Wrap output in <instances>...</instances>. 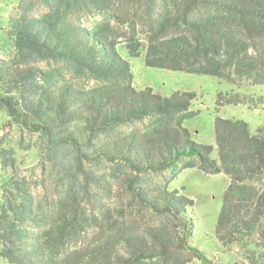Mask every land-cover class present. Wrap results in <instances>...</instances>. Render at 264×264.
<instances>
[{
	"label": "trees",
	"instance_id": "16d2710c",
	"mask_svg": "<svg viewBox=\"0 0 264 264\" xmlns=\"http://www.w3.org/2000/svg\"><path fill=\"white\" fill-rule=\"evenodd\" d=\"M40 1L48 11L36 16L22 0L7 30L15 56L0 59V111L21 133L16 146L5 148V136L0 138L1 166L9 174L0 199V257L8 264H212L191 243L194 200L140 181L200 167L229 179L217 241L239 246L252 262L264 258V130L253 134L246 121L216 117L215 145L197 143L185 126L196 114L191 107L197 94L137 89L129 59L145 52L150 68L264 86V0H144L141 25L142 0H132L124 34L110 32L105 22L83 23L90 14L103 15L100 0ZM40 62L68 63L97 85L77 88L39 68ZM253 98L229 93L217 101L262 103ZM32 148L39 151L40 173L33 168L24 175L16 150ZM101 161L126 168L133 195L162 222L149 239L127 240L126 255L111 239L89 240L90 227L103 215L93 195L110 190L105 175L91 168Z\"/></svg>",
	"mask_w": 264,
	"mask_h": 264
},
{
	"label": "rangeland",
	"instance_id": "374dc122",
	"mask_svg": "<svg viewBox=\"0 0 264 264\" xmlns=\"http://www.w3.org/2000/svg\"><path fill=\"white\" fill-rule=\"evenodd\" d=\"M99 0H97L98 3ZM22 0H0V59L10 61L15 56L13 40L7 30L10 28V18L20 14L19 7ZM25 3L32 4V12L41 16L48 11V8L40 0H25ZM99 8L102 16L84 19L83 23L92 26L96 23H106L110 32L124 34L127 32L128 22L132 20V0H100ZM137 23L141 25L142 19L147 10L146 1L142 0ZM91 10V9H90ZM94 10V9H92ZM91 13V11H89ZM124 47V46H122ZM121 47V53L129 58L125 48ZM146 53L143 52L138 58H129L134 73V86L137 89L152 88L155 92L165 96H171L174 92H194L197 99L192 104L191 111L196 114L185 122L193 139L200 144L215 145V118L238 119L246 121L253 134L259 129L264 130V86L251 85L244 81L240 85H234L221 81L216 77L188 74L177 71L150 68L145 63ZM37 66L44 70H51L55 76L65 80L77 88H93L96 81L88 76H79L72 65L65 62H40ZM229 93H239L242 96L253 97L262 102L256 107L247 105H220L218 96H228ZM253 98V99H254ZM224 104V103H223ZM142 125L132 126L141 128ZM131 128H122V131H130ZM5 136L3 147L16 146L21 138V133L16 126L10 124V118L4 111H0V138ZM214 159L218 158L215 149L212 153ZM16 159L19 169L23 174L40 173L39 151L32 148L27 151L16 150ZM95 172L105 175L109 180V191L97 190L100 195L94 193L97 206H102V213L98 226L89 229L90 243H102L111 239L116 251L125 254L128 246L127 240L132 239L133 243L138 238H148L151 230H156L162 222L161 219L151 211L145 209L133 195L124 180L128 175L126 168H117L104 161L96 162L91 167ZM8 173L2 170L0 162V199L3 194V184L8 178ZM144 184L152 186H165L170 190H178L182 195L194 200L193 208L195 216V230L191 243L193 246L204 251L212 264H264V258L252 262L244 255V250L234 245L224 248L217 241L215 229L219 214L221 212L223 197L229 184V179L224 174L211 175L200 167L192 169H169L160 174H147L140 177ZM94 200V201H95ZM94 209V206L90 207ZM91 223L93 220L91 219ZM90 223V225H91ZM174 228V225L172 226ZM175 230V228H174ZM252 250L253 245L249 246ZM264 252V249L260 251ZM0 264H8L0 257ZM189 264H204L199 259H193Z\"/></svg>",
	"mask_w": 264,
	"mask_h": 264
}]
</instances>
